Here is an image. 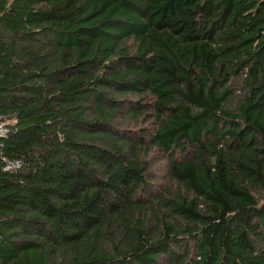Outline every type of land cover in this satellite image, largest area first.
<instances>
[{"label": "trees", "instance_id": "trees-1", "mask_svg": "<svg viewBox=\"0 0 264 264\" xmlns=\"http://www.w3.org/2000/svg\"><path fill=\"white\" fill-rule=\"evenodd\" d=\"M0 119V264H264V0H0Z\"/></svg>", "mask_w": 264, "mask_h": 264}, {"label": "built area", "instance_id": "built-area-1", "mask_svg": "<svg viewBox=\"0 0 264 264\" xmlns=\"http://www.w3.org/2000/svg\"><path fill=\"white\" fill-rule=\"evenodd\" d=\"M9 132V127L4 119H0V136ZM20 165L18 160H6L5 168H14Z\"/></svg>", "mask_w": 264, "mask_h": 264}]
</instances>
